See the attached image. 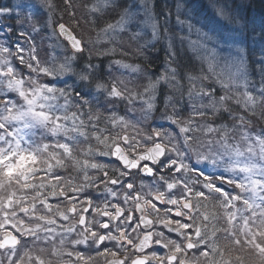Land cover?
I'll use <instances>...</instances> for the list:
<instances>
[{
    "label": "snow or ice",
    "instance_id": "snow-or-ice-1",
    "mask_svg": "<svg viewBox=\"0 0 264 264\" xmlns=\"http://www.w3.org/2000/svg\"><path fill=\"white\" fill-rule=\"evenodd\" d=\"M65 4L72 6L71 0ZM42 7L52 9V0H42ZM86 7L93 17L121 9L115 23L98 31L97 42L115 41L126 31L138 40L141 26H149L152 40L140 48L164 39L166 67L155 79L148 75L139 92L104 82L92 63L77 72L75 54L90 45L62 22L53 34L73 50L62 63L54 56L42 63L26 32L19 35L29 43L27 55L18 41L0 44V264H93L96 257L103 264H245L237 250H251L256 264H264V127L253 128L250 119L264 122V47L250 61L247 47L228 39L221 63L216 49L208 47L212 37L198 31L189 44L205 53L207 71L181 74L174 40L185 37L169 33L152 0L141 3V19L120 0H95ZM10 13L0 7V16ZM44 16L32 32L51 27L50 14ZM177 22L184 23L179 16ZM11 31L7 26L6 34ZM113 63L138 71L120 60ZM161 86L168 94L159 119L172 127L145 130ZM96 93L128 105L141 102V117L132 122L111 110L102 117L92 110ZM96 157L110 159L101 163ZM135 176L151 177L152 183L137 185ZM100 184L122 203L95 204L88 190H99ZM90 209L98 219L88 218Z\"/></svg>",
    "mask_w": 264,
    "mask_h": 264
},
{
    "label": "rangeland",
    "instance_id": "rangeland-1",
    "mask_svg": "<svg viewBox=\"0 0 264 264\" xmlns=\"http://www.w3.org/2000/svg\"><path fill=\"white\" fill-rule=\"evenodd\" d=\"M82 1L85 2L83 6L85 10L79 13V16L75 13V16H71V18L79 21V24L76 25V31L82 42L90 45V47H86L85 52L80 55L75 54L76 59L73 62V67L79 72L83 69L85 64L92 63L98 66L95 74L104 82L110 84L112 81H116L118 87L121 89L127 87L130 90L142 91L143 86L147 83V76L151 75V77L155 79L166 67V60L168 58L167 42L164 39H159L141 49V45L145 44L146 41L152 40L151 28L147 25L141 26L142 35L138 40H132L130 38L131 32L126 31L121 33L115 41L103 37L97 42V33L105 25L98 23L96 20L105 17L107 14H120L121 9H109L104 15L93 17L86 6L94 3L95 0H79V3ZM257 1L259 0H157L156 3V0H152V3L155 15L162 23L166 21L169 33L174 36L185 37L183 42L174 40L176 50L178 53H187L195 62V64L190 67V70L199 72L201 68L207 71V64L202 59L205 53L201 50L194 49L189 44V40L196 41L198 39V31L207 33L212 37V40L208 43V47L216 49L217 54L221 57V63L227 52L226 41L228 39H235L242 42L244 45L247 43V45H245L247 48L249 45L253 47L255 43L258 45L259 49L262 47V43L259 41L258 37L252 36L251 41H247L248 36L251 35L249 28L257 27V25L264 27V16H260L258 12H256ZM120 2L124 7H130L133 11L137 12L138 19L142 18L143 13L140 12L139 7L141 3H143V0H120ZM52 4L54 5L53 0ZM0 7L11 9L10 14L0 16V44L8 46L14 45L18 41L19 44L25 48V55H27L29 43L26 42L25 37L19 35L20 32H26L31 35L32 42H34L36 46V54L42 63L49 62L53 56L57 62L62 63L65 56L73 55L69 48L61 42L57 33L55 35L53 34V30L56 28L57 23H59L58 18L62 16L55 6L52 9L43 8L42 0H0ZM37 7L41 9L39 15H37L36 12ZM220 10L224 11L223 17L217 15ZM45 12L49 13L51 16V27L47 29L42 27L41 31L38 33L32 32L30 26L32 29V24H42L43 20L47 18L44 16ZM167 13H170V15H166ZM256 14H258L259 17H257ZM177 16H179L180 21L184 23H178ZM119 18L120 15H118L115 22ZM93 19L95 20L94 23ZM189 22L192 25L191 32L188 30ZM9 25L12 30L15 31L16 35L14 38H12L11 32L6 34V27ZM28 27L31 33L28 31ZM131 31H137L135 25L131 26ZM161 32L163 33V29H161ZM257 36H259V34ZM253 38H257V42H255ZM36 41L39 43L37 44ZM41 46L42 52L40 51ZM112 47L116 48L115 52H108L104 55L97 54L98 52ZM138 49L143 52V55L138 53ZM13 50L15 49L13 48ZM151 52L153 53L151 60L153 65L156 66L155 73L149 71L147 67L143 65L146 62L149 64ZM89 53H91V55H89ZM116 60H120L123 64H129L134 67L138 66V71L133 72L131 68H124L114 64L113 61ZM190 70H184V72ZM62 79H66L69 84L73 83V78L71 77H64ZM121 81L123 83H120ZM58 86H63V84L60 83ZM166 94H168V90L164 86H161L156 101L157 111L149 121L142 125L145 127V130H148L149 126L163 128L172 127L166 121L159 119L160 108L163 106L164 96ZM218 94H220L219 89ZM96 96L97 101L93 104L92 110L93 112L99 110L102 117L107 115L109 110L115 111L119 116H125L126 119L132 122L138 120L142 115V104L139 101H135L132 105H128L126 101L108 99L100 93H96ZM232 107L234 110H239L235 105H232ZM129 108L134 109V111L129 112ZM99 127H105L103 118L99 122ZM85 146L84 143L80 145L81 148ZM107 158L108 157H96V160L105 162ZM70 172L76 173L73 170Z\"/></svg>",
    "mask_w": 264,
    "mask_h": 264
},
{
    "label": "trees",
    "instance_id": "trees-1",
    "mask_svg": "<svg viewBox=\"0 0 264 264\" xmlns=\"http://www.w3.org/2000/svg\"><path fill=\"white\" fill-rule=\"evenodd\" d=\"M53 1H54L55 8H57L58 12H60L61 15H62L61 16L62 19H61V17H59L58 18V22L59 23H61V22L65 23L67 26H69L73 30V32L77 35V37L79 38L80 36L78 35V33L76 31V28H77L76 24L72 23L73 19L69 15V12H75L79 16V13H82V11L85 10L83 8L85 2L82 1L81 3H79V0H75V1L71 0V5L72 6H71V8H69V6L67 4H65V0H53ZM156 3H157V0H156ZM256 12H258V14L260 16H264V0H259V1L256 2ZM258 14H256L257 17H259ZM118 15H119L118 13H114L112 15L111 14H107L105 17H103L101 19L98 18L96 21L98 23H102L103 25H106L107 23H114L115 20L117 19ZM263 19H264V17H263ZM79 20H80V18H79ZM102 24H101V26H102ZM252 27H254V26H252ZM30 30H32L31 26H30ZM249 30H250L251 35L248 36V40L247 41L250 42L251 39H252V36L253 37H258L259 41L262 43V47H264V27L257 25V27L249 28ZM28 31H29V27H28ZM29 33H31V32L29 31ZM258 34H259V36H257ZM15 35H16L15 31L12 30L11 31L12 38H14ZM253 39L255 40V42H257V38H253ZM36 42H37V44L39 43L38 41H36ZM245 45H247V43ZM65 46L67 47L66 44H65ZM253 47L251 45H249V47L247 48V50L249 52V60L250 61L254 60V56L258 55L259 54V50H260L256 43H255V45H253ZM40 51L41 52L43 51L42 50V46H41ZM152 57H153V53L151 52V57H150V60H149V64L146 62L143 65L146 66L149 71L155 73V71H156L155 67L156 66L153 65V62L151 60ZM193 64H195V62L192 60V58L187 53H182V52L178 53L177 52V65L179 67L180 72H182L181 74H183L184 70H190V67ZM20 67H21L22 70L27 71L26 69H23L22 65ZM253 75H255V74H253ZM236 111H239V110H236ZM258 111H259V109H258ZM250 119L252 120V127L253 128L258 129L260 127H264V122L258 121L256 116H251ZM70 171H72L71 168H69L68 172L70 173ZM50 202H53V199H50ZM220 243H221V246H223L226 242L221 240ZM237 252L243 257L245 264H256L257 257L252 253L251 250H248V251L237 250ZM235 254H237V253L236 252L232 253L233 256ZM233 264H235V261L233 262Z\"/></svg>",
    "mask_w": 264,
    "mask_h": 264
},
{
    "label": "flooded vegetation",
    "instance_id": "flooded-vegetation-1",
    "mask_svg": "<svg viewBox=\"0 0 264 264\" xmlns=\"http://www.w3.org/2000/svg\"><path fill=\"white\" fill-rule=\"evenodd\" d=\"M151 145H149L150 147ZM109 159L110 158H107V161L105 162H102L101 163H108L109 162ZM113 163H115L114 159H112ZM99 162V161H98ZM71 173V172H70ZM73 176H76L77 179H76V182L77 183H80L82 182L79 178V174L78 173H71ZM110 175H112V173L110 172L109 173ZM89 175H99V173H97L96 171H89ZM135 180H136V183L137 185H139V183L141 182V180H143V182L145 184H151L152 183V178L151 177H143V176H135ZM109 187H112L111 185H109ZM145 192L148 191L147 188L144 189ZM88 192L93 196V199H94V203L95 204H98L100 206L103 205L105 199L111 201L112 203H122L119 199V195L116 197V198H113L111 197L109 194L105 193L104 192V185L103 184H100V187H99V190H97L96 188H92V189H89ZM57 201L55 199H53V202L52 203H56ZM131 205H129L130 207ZM61 208L63 209L64 208V205L61 204ZM88 215V218L89 219H98L99 217H93L92 215V210L90 209L89 210V214ZM64 223H67V222H64ZM158 228H160V230H165L163 229V226H157ZM79 230V229H78ZM166 231V230H165ZM175 235V234H173ZM67 247L71 248V245H66ZM86 255L88 254H92V255H95L94 253H85ZM65 260H68L69 258L68 257H64ZM93 264H103V260L99 257H96L95 260L93 261Z\"/></svg>",
    "mask_w": 264,
    "mask_h": 264
},
{
    "label": "water",
    "instance_id": "water-1",
    "mask_svg": "<svg viewBox=\"0 0 264 264\" xmlns=\"http://www.w3.org/2000/svg\"><path fill=\"white\" fill-rule=\"evenodd\" d=\"M57 34H58V32H57ZM59 35V34H58ZM60 38H61V40L63 41V42H65L67 45H68V47L70 48V50L73 52V50L71 49V47H70V45L68 44V42L63 38V37H61V36H59ZM80 54H82V53H76V55H80ZM114 159V158H113ZM150 163V162H149Z\"/></svg>",
    "mask_w": 264,
    "mask_h": 264
}]
</instances>
